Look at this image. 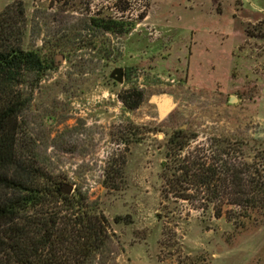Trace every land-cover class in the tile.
<instances>
[{"label": "rangeland", "instance_id": "obj_1", "mask_svg": "<svg viewBox=\"0 0 264 264\" xmlns=\"http://www.w3.org/2000/svg\"><path fill=\"white\" fill-rule=\"evenodd\" d=\"M9 7L12 42L55 63L22 87L20 155L107 219L108 243L90 264H264L263 212L238 218L224 206L215 218L207 194L168 193L161 167L178 129L183 153L240 143L232 157L260 167L264 0H0V15ZM92 18L134 27L120 36ZM132 90L143 100L129 110L121 98ZM161 95L175 108L159 120L150 100Z\"/></svg>", "mask_w": 264, "mask_h": 264}, {"label": "trees", "instance_id": "obj_2", "mask_svg": "<svg viewBox=\"0 0 264 264\" xmlns=\"http://www.w3.org/2000/svg\"><path fill=\"white\" fill-rule=\"evenodd\" d=\"M11 8L0 15V264H90L108 243L107 219L81 194L65 195L63 184L40 167L26 166L20 155L19 118L28 101L22 87L38 84L55 63L42 48L22 50L12 42L16 22L6 18ZM91 26L122 36L134 24L92 18ZM121 100L134 110L143 95L132 90ZM188 139L178 129L167 142L169 160L161 167L171 175L165 180L168 193L184 201L189 191L207 194L205 205H213L215 218L222 217L224 206L238 218L264 213V154L259 167L232 157L241 152L240 143L237 150L216 141L210 149L183 153Z\"/></svg>", "mask_w": 264, "mask_h": 264}, {"label": "water", "instance_id": "obj_3", "mask_svg": "<svg viewBox=\"0 0 264 264\" xmlns=\"http://www.w3.org/2000/svg\"><path fill=\"white\" fill-rule=\"evenodd\" d=\"M118 75L117 80L119 82L122 81V70H116L113 73ZM151 104L156 106L159 120L164 119L166 116H168L175 108V104L173 102V97L167 96V95H161V96H154L150 100ZM232 102V101H230ZM63 193L65 195H70L72 193V187L71 186H64L63 185Z\"/></svg>", "mask_w": 264, "mask_h": 264}]
</instances>
